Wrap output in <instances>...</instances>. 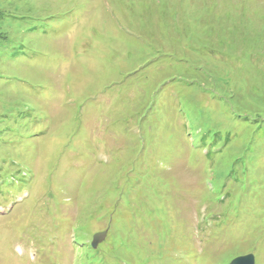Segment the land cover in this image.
Segmentation results:
<instances>
[{
	"label": "rangeland",
	"instance_id": "1",
	"mask_svg": "<svg viewBox=\"0 0 264 264\" xmlns=\"http://www.w3.org/2000/svg\"><path fill=\"white\" fill-rule=\"evenodd\" d=\"M0 12V264H264V0Z\"/></svg>",
	"mask_w": 264,
	"mask_h": 264
},
{
	"label": "water",
	"instance_id": "2",
	"mask_svg": "<svg viewBox=\"0 0 264 264\" xmlns=\"http://www.w3.org/2000/svg\"><path fill=\"white\" fill-rule=\"evenodd\" d=\"M106 235V233L96 234L93 238L92 247L97 248V246L104 241ZM230 264H255V257L253 255L241 256L234 259Z\"/></svg>",
	"mask_w": 264,
	"mask_h": 264
},
{
	"label": "trees",
	"instance_id": "3",
	"mask_svg": "<svg viewBox=\"0 0 264 264\" xmlns=\"http://www.w3.org/2000/svg\"><path fill=\"white\" fill-rule=\"evenodd\" d=\"M2 16H3V14H2V12H0V20L2 19Z\"/></svg>",
	"mask_w": 264,
	"mask_h": 264
}]
</instances>
